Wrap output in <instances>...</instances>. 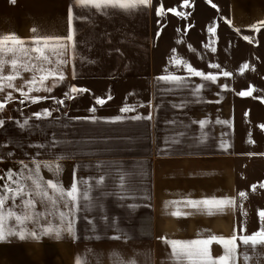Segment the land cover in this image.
<instances>
[{
	"label": "crops",
	"instance_id": "0c3cea01",
	"mask_svg": "<svg viewBox=\"0 0 264 264\" xmlns=\"http://www.w3.org/2000/svg\"><path fill=\"white\" fill-rule=\"evenodd\" d=\"M187 5L185 0H152L148 7L97 11L76 6L74 0H0V37L15 34L26 41L67 37L71 7L75 49L61 41L69 47L59 57L69 61L60 69L66 79L50 93L31 95L56 98L73 85L90 90L73 94L76 98L62 106L50 98L12 108V115H6L9 106L0 113L5 121L0 127V176L9 170L27 174L24 165L40 163L45 181H58L67 190L75 178L81 194L90 197L80 200L78 211L70 205L73 235L39 236L37 225L28 222V230L39 238L11 236L0 242V264H76L77 259L81 264H191L187 258L177 262L163 238H230L234 230L243 235L259 229L258 212L264 210V26L259 32L252 26L264 21V0H187ZM160 7L165 9L162 16L157 15ZM210 26L216 28L215 35L208 32ZM46 55L52 64L32 63L53 68L58 57ZM173 57L217 75V82L190 77L184 87L160 81L166 74L189 77L185 67L171 62ZM28 58L20 56L21 62ZM224 71L231 75L224 77ZM10 72L9 64L4 74ZM32 75L21 71L14 84L27 91L25 81ZM52 83L50 78L45 86ZM201 84L197 96L194 89ZM250 89L252 96L237 94ZM8 91L13 100L7 104L19 103V92L7 88L0 100ZM109 95L112 99L103 106L95 105V98ZM126 105L134 110L122 113ZM93 106L95 113L89 111ZM45 109L50 116L34 115ZM138 115H151V120L133 119ZM202 120L208 121L203 128ZM46 163H58L59 176ZM240 191L247 193L246 199L239 197ZM225 197L235 198L236 207L212 209V214L183 203ZM11 206L9 200L6 207ZM177 210L183 214L179 218L172 215ZM36 211H46L39 200ZM59 211L69 209L61 203ZM49 222L58 226V215L40 219L41 226ZM16 226L14 219L6 222V227ZM241 226L246 233L239 231ZM237 244L232 264H264V246ZM209 248L214 259L224 255L223 245L214 242Z\"/></svg>",
	"mask_w": 264,
	"mask_h": 264
},
{
	"label": "snow or ice",
	"instance_id": "6c2138e0",
	"mask_svg": "<svg viewBox=\"0 0 264 264\" xmlns=\"http://www.w3.org/2000/svg\"><path fill=\"white\" fill-rule=\"evenodd\" d=\"M11 3L15 4L16 0H10ZM74 4L81 8H91L96 9L97 11L106 8L113 9H121V10H130L136 9L140 6H151L152 0H74ZM187 0H185V7H187ZM213 8H216L215 4H212ZM169 12H172L174 15L183 16L182 13L176 11L175 8H169ZM165 9L163 7L159 8L157 15H164ZM73 10L69 8L68 14V23H69V35L67 37H34L31 41H26L22 38H19L15 34H8L0 37V93H4L5 89H11L13 91L19 92L22 99L19 100L20 104L31 103L37 104L41 101H45L48 99H54L55 103L58 105H64L65 99H75L76 96L73 94H83L90 93V90L87 88L77 87L75 85L69 87L66 91L63 92L64 99H56L54 97L49 96H33L32 92H52L54 88L59 87L60 84L66 79L65 74L61 71V65H67L69 61L59 59L60 56L64 54V50H66L69 45L65 43H61V41H68L71 43V47L75 49V40H74V28L73 20H74ZM229 23H231L229 21ZM260 26H264V21H260L259 25H253L252 28L254 31L259 32ZM32 32H36V29H32ZM208 32L212 35L216 34L215 27H209ZM245 40L250 41L248 36L244 37ZM55 41L56 43H50ZM32 44L33 47H25L26 44ZM214 43V41L212 42ZM211 46V45H209ZM215 51V48H212ZM47 52H51L53 55L57 56V60L55 66L53 68H46L43 65L37 66L32 63V59L43 61V64H52L53 61L49 55H46ZM194 51V50H193ZM11 53L13 58L11 60H7L4 57ZM36 53L37 55L33 58L29 54ZM20 56L29 57L27 61L21 62ZM73 60H74V51H73ZM177 67L183 66L186 68L189 77H182L174 74H166L160 76L158 79L160 81H164L166 83H172L180 86H187V80L190 77H199L203 81L211 82L215 84L217 82V75L206 73L201 70H197L191 64H188L186 61L179 59L178 57H173L172 61ZM11 66V72L9 74H4V68L6 65ZM212 68L218 69L220 65L212 64ZM249 65L245 63L243 65V69H247ZM21 71L23 72H32L33 75L27 81H25V87L28 89L25 91V88H18L14 84V81L18 78H22ZM39 72L40 75H36L35 73ZM73 78L75 79V70L73 64ZM224 77H229L231 73L224 71L222 73ZM53 80V83L50 87L45 86V82L49 79ZM6 82V83H5ZM223 88L227 89V85H223ZM204 88V85H198L194 89V94L199 95L201 89ZM254 89L243 90L237 93L241 97H249L252 96ZM112 99L109 95L107 99L97 97L95 98V105L103 106L107 100ZM13 100L12 91H8L5 94L4 100H0V113H3L7 107V102ZM134 108L131 106H124L120 109L122 113H128L133 111ZM89 111L95 113L96 107L93 106L89 108ZM34 115L37 118L41 116H50L51 111L45 109L43 113L37 112ZM117 119H121L117 117ZM133 119L141 120L147 119L151 120V115L147 117L135 116ZM5 121L0 119V127L4 125ZM208 121L202 120L199 121L200 127H204ZM217 123L227 124V121L218 120ZM27 124V121L21 125L24 127ZM264 129V125L260 126ZM226 147V146H224ZM252 155V154H250ZM47 167L49 171H52L54 175L59 176L62 171L61 166L58 163H46L43 165ZM24 169L27 170V174L25 171L21 170L18 172H13L11 170L7 171L6 176H0V180H4L5 183L0 185V242L6 241L11 236H16L21 240H24L28 237L31 238H39V236L44 235H55L56 238H60L63 232H67L69 235L74 234V220L70 219L72 209L70 205H74L76 211L79 210V202L81 199L88 200L90 197L87 195V192L81 194L80 189L75 181L71 184L69 189H64L62 184L58 181H45L41 175L40 169L41 164L35 163L34 168H28V165L23 166ZM30 182V184L28 183ZM102 183V181H100ZM261 188H264V184L260 185ZM49 189L52 190L54 195H49ZM256 190V186H252V191ZM239 197L247 198V193L245 191H240L238 193ZM21 200L20 204H17V199ZM9 200H11V207H6ZM37 200L41 204L46 206L45 212L36 211ZM63 204L65 208H68L69 211H59V205ZM170 204H179L181 201H171ZM186 206L191 208L202 210L207 209L209 214H212V209H217L219 211H223L227 207H236L235 198H205V199H189L183 201ZM51 205L52 210H47V206ZM243 207L242 205L240 206ZM15 208H20L21 211L17 213ZM56 216L58 215L60 224L58 226H53L51 222L48 223L47 226L40 225V219L46 218L47 216ZM175 217H180L183 215L179 210L172 213ZM244 215H247L245 212ZM259 224L260 227L257 231L252 234H243L238 235L234 230V234L230 238H224L222 236L217 237L216 235H212L207 239H196L192 241H165L170 244L171 254L178 262L182 258H187L191 261V264H232V262L237 258L236 253L238 250L237 241H241L244 246L251 245L252 247L264 246V210H260L258 212ZM14 219L16 222V227H6V222ZM28 222H32L37 225L40 229L39 236L36 231H30L26 227ZM17 228L19 230H17ZM241 233H246V226H241L239 228ZM217 243L223 245L224 255L219 257L218 259H214L210 255L209 246L213 243ZM76 264H81V261L77 259ZM132 264H135V261H132Z\"/></svg>",
	"mask_w": 264,
	"mask_h": 264
},
{
	"label": "rangeland",
	"instance_id": "374dc122",
	"mask_svg": "<svg viewBox=\"0 0 264 264\" xmlns=\"http://www.w3.org/2000/svg\"><path fill=\"white\" fill-rule=\"evenodd\" d=\"M64 91H66V90H64ZM56 98L57 99H64V97H63V91L61 90L60 91V95H58V96H56ZM66 100V99H65ZM66 103L68 102V101H65ZM27 104V102L26 103H24V104H20V103H10V104H7V106H9V112H7L6 113V115H12V111H11V109L12 108H18L19 106H21V105H26Z\"/></svg>",
	"mask_w": 264,
	"mask_h": 264
}]
</instances>
